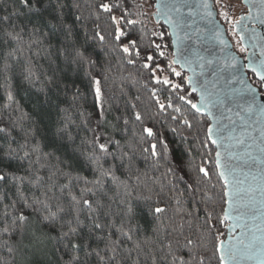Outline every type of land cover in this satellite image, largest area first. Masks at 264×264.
I'll list each match as a JSON object with an SVG mask.
<instances>
[{
	"label": "trees",
	"instance_id": "16d2710c",
	"mask_svg": "<svg viewBox=\"0 0 264 264\" xmlns=\"http://www.w3.org/2000/svg\"><path fill=\"white\" fill-rule=\"evenodd\" d=\"M148 1L154 4L153 0ZM99 2L100 0H40L41 11L38 14L22 9L19 0H0V18L10 17L9 21L0 23V128L5 129L0 133V149L9 146L18 148L25 143V136L28 135V149L30 150L33 144L39 143L42 160L44 154L53 153L49 160L44 161L49 167L41 169L39 173L44 177V187L25 186V193L29 197L34 194L41 196L45 188L53 183L47 179L48 176L56 171L57 166L63 167L60 161H64L66 156L70 155L67 150H57V145L61 142L53 137L55 128L67 124L68 133L75 138L76 144L86 136L91 137L92 132L89 127H85V124L92 128L97 126L96 113L99 109L94 108L90 95L86 100L81 99L73 103L72 92L75 89L71 87L73 82L79 85L84 79V70L70 62L72 41L83 44L87 38L90 41L87 46L88 51L92 53V59L98 61L92 71L102 80L107 119L112 123H118L123 129L125 127L123 118L132 115V105H135V111L145 114L146 123L153 126L168 144L170 150L168 158L159 156L145 159V155L137 149L130 178L125 169L116 172L121 181H126L128 187L108 181L103 192L97 193L106 205H111L117 226H120L121 217L115 215L116 213H122L129 205L135 209L134 217L131 220L125 219L124 222V230L129 232L131 240L120 236L115 229L112 230V238H119L115 253H105V241L96 238L101 234H89L85 228L83 229L85 239L82 240V244L88 245L87 251L92 252L91 256H86L83 247L73 253L55 243L48 246L47 255L40 256L34 253L29 239L25 238L14 253H9L0 241V264H23L22 262L63 264L73 254L79 256V264H153L154 261L155 264H169L171 260L169 244L172 245L173 252L179 249L178 255L185 260L189 258L188 248L180 249V245L176 243L179 240L180 244H183L184 236H190L196 241L192 245L196 253V261L193 264H198L201 257L204 259V264H218V254H213V243L217 235L220 236L221 241L225 238L227 224L225 220L223 224L219 222L221 218L224 219V186L215 167V149L205 135L209 120L205 116H198L197 120L200 122L193 120L192 129L181 124L179 120L173 121L171 109L160 112L155 107L150 89H156L158 95H161L160 86L151 83L148 74L140 69L139 62L135 65L128 64L126 59H122L123 53L105 54L96 42L91 41L94 30L92 13L94 5ZM213 2L218 19L227 29L234 50L243 56L244 52L239 51L240 46L231 31V26L219 15L223 3L218 5L216 0ZM139 3L140 0H127V10L132 13L131 18L143 22L136 25L134 34L137 36L145 34L146 38L143 42L146 43L147 40H157L152 35L153 31L164 33L163 43L169 46L166 57L171 59V41L167 29L162 24H155L153 19L150 21L147 15H139L143 13L142 7H136L140 5ZM243 10L244 7L241 5L238 13L241 14ZM233 15L234 13L229 11L230 19ZM76 16H80L81 20L77 21ZM61 19L73 30V37L68 41H65L62 28L54 29L45 22L51 21L58 25ZM34 27L39 29L35 36L32 34ZM5 31L20 32L22 41L15 43L8 40L4 35ZM52 33H55V36ZM32 39L38 42L29 46ZM65 47L68 50V59L59 54ZM167 59L162 58L157 62L166 67ZM176 70L180 71L177 67ZM182 76L187 75L182 72ZM170 78L174 82H179L174 76ZM249 78L251 83L259 88L254 75L249 74ZM65 85L68 86L67 90ZM9 94L12 100L8 99ZM161 99L163 101V95ZM190 99L195 102L196 95L193 94ZM173 102L181 106L191 119L188 106L176 99L175 93H173ZM61 109L68 110L69 121L63 119L64 113L60 111ZM117 117L121 119L118 121ZM138 124L139 122L135 125L130 122L127 126L128 140L133 139V131H139ZM172 128L176 129L175 133L171 131ZM103 130V126L97 128V132ZM116 135L117 138L121 137V133ZM205 144L207 147H204ZM19 154L23 155V152ZM27 167L28 164L25 162L17 171V175H25ZM199 167L209 171L208 178L199 174ZM79 174L88 179L92 178V173L87 167H81ZM198 178L201 181L199 184L196 182ZM53 180L55 185L48 195L66 203L69 199L68 193L65 190L63 195L61 194L60 184L67 181L63 177H53ZM15 191L14 187L9 190L8 186L0 190V197H6L0 200V213L5 210L4 205L10 204L15 198ZM73 191L78 193L79 187H75ZM147 197L151 199H146ZM208 197L211 199L209 200ZM177 200L180 201L179 204ZM158 202L160 207L166 208V211L159 215L154 212L150 214L149 206H155ZM209 211L212 212L214 227L210 231L201 232L204 217ZM104 235H108L107 231ZM16 239L18 237L10 239L9 242L15 243ZM201 243L206 244L207 247H201ZM96 251H100L104 256L103 262L95 255ZM110 256L114 259L109 260Z\"/></svg>",
	"mask_w": 264,
	"mask_h": 264
},
{
	"label": "snow or ice",
	"instance_id": "6c2138e0",
	"mask_svg": "<svg viewBox=\"0 0 264 264\" xmlns=\"http://www.w3.org/2000/svg\"><path fill=\"white\" fill-rule=\"evenodd\" d=\"M40 0H19V4L22 9H27L29 12L40 13L39 8ZM220 3V0H217ZM242 3H247V0H242ZM259 16L257 21L259 24L264 25V0H259ZM62 7V5H61ZM140 8V5H136ZM157 12L153 14V18L164 16L169 24L171 31L168 36H177L176 40H172V48L178 46L179 36L177 35V29L180 28L183 22V17L179 15L181 9L186 5L181 3L165 4L161 6L159 3L155 5ZM161 7L165 11H161ZM202 7L209 8L207 0H204ZM222 10L219 15L221 19L226 21L234 30L237 25H240L241 21L245 19L244 16L239 17L235 21L229 18V8L226 5H222ZM251 7V5H249ZM119 13L114 14V13ZM144 15V13H139ZM206 15L211 16V11ZM132 13L127 10V0H100L99 3L94 5V12L92 13V20L94 23V30L91 34V41L96 42L97 46L105 54H119L123 53L122 59H126L128 64L135 65L137 62L140 64V69L148 74V77L153 85L160 86V93L163 95V101L161 95H158L156 89H150L151 98L155 101V107L160 112H165L167 109L172 110L171 119L173 121L179 120V122L187 128H193V120L197 123V117L207 116L210 120L214 121L209 123L206 128V139L217 147L222 146L226 140H235L238 144L244 143V141L238 137L232 136L226 132L227 126L223 124V113H220V117H217L213 113L212 108L223 106V101L219 97L213 99L211 93L206 94V90L202 87L197 88L199 81L196 80L195 69L193 64L195 60L190 56H185L183 60L179 59L176 51H172L171 59H167L166 50L168 45L164 44V33L152 32V35L157 40H145V34L139 36L135 35L136 25L143 23L140 20L132 19ZM9 16L0 18V23L9 21ZM77 21L81 20L80 16H76ZM248 19H251V12L248 13ZM48 26L57 29L62 28L65 36V41H68L73 37V30L70 25H67L60 20V23L53 24L51 21H45ZM23 31V29L21 30ZM39 31L38 28L32 29L33 36ZM87 36V31H86ZM253 39L256 36L255 25L252 28ZM4 35L8 40L20 43L22 36L20 32L5 31ZM55 36V33H52ZM219 34L217 33V36ZM244 36L241 35L237 44L240 46L239 51L245 52L243 47ZM159 41V42H157ZM38 41L35 39L30 40L29 46L35 44ZM224 43L223 40L220 41ZM90 41L86 38L83 44H77L75 40L72 41L71 47V63L76 65L77 68L83 69L84 79L80 81L79 85L73 82L71 87L75 89L72 92L73 103L81 99H87L90 95L93 99V105L95 109H99L96 113L97 126L95 128L85 124V127H89L92 132L91 137H84L80 140L79 144L75 143V138L68 133L67 124L58 125L53 132V137L60 141L57 145V150H67L70 155L66 156L64 161H60L63 167L57 166L55 172H51L48 176L49 181H53L47 188L41 193V196L29 197L25 193V186L30 185L33 188L44 187V177L40 175L41 169L48 168L49 165L44 161L49 160L53 153L48 152L44 154L42 160L41 146L39 143L33 144L32 148L28 149L29 138L25 136V143L19 145L18 148L9 146L6 149H0V190H3L5 186H8L9 190L15 188V198L12 199L10 204H5V210L0 213V241L2 246L7 249L9 253H14L18 246L23 242L25 238L29 239V243L34 253L40 256L47 255L48 246L50 244L62 245L65 249L71 250L73 253L78 252L81 248H85L86 256H91L92 252L87 251L88 245L82 244L83 229L87 228L88 233L94 235L100 233L101 235L96 237L97 239H103L105 241V253H115L118 248V239H113L112 230L118 232L120 236L126 237L131 240L132 237L128 231L124 230L125 219L131 220L135 215V209L129 205L123 209L122 213H116L119 215L120 226H117L113 213L111 211V205H106L101 200L97 193L103 192L104 187L108 181L113 184L123 185L128 187L126 181H121L116 175V172L120 169H125L131 175V168L133 166V158L137 149L145 155V159L150 157L163 156L168 158L169 146L165 143L164 139L158 134L153 126H149L145 121V114L140 111H135L136 106L132 105L133 113L131 116L123 118V129L118 123H112L107 119L105 109V98L102 89V80L92 71L96 67L98 61L92 59V53L88 51V45ZM256 43L252 44L255 48ZM60 55L68 59V50L65 47L59 52ZM133 54L135 58L133 59ZM261 57H264V45L261 46ZM167 59V66L163 67L161 63L157 61L160 59ZM202 59V58H201ZM229 66L236 68L238 60L235 56H230L227 61ZM211 63V61H209ZM180 64L182 71H189L192 75L182 76V71H177L175 65ZM203 67V64L200 65ZM245 69L251 71L258 82V86L264 89V58L259 62H253L249 58V63L243 66ZM167 73V74H164ZM164 74V75H158ZM176 77L179 82H174L170 77ZM187 86V87H185ZM67 85L65 88L67 90ZM147 87V85H145ZM191 89L189 91L188 89ZM257 91L255 88L249 87L247 92L249 96L243 97V103L238 104L241 111L244 113H252L253 106L255 104V95ZM173 93L176 94L178 99L183 105H187L191 112V119L186 114L185 110L181 106L173 102ZM193 93L198 97L195 102L190 97ZM9 100H12L11 94L8 96ZM139 99V97H137ZM166 101V102H165ZM64 113L63 119L67 122L69 117L67 115V109H61ZM231 111V109H229ZM264 113V108L260 109ZM27 116V114H25ZM240 115V113H237ZM231 120V117H225ZM121 118L117 117L119 121ZM131 123L137 125L139 131H133V139H127V126ZM103 126V132H97V128ZM5 129L0 128V133H3ZM172 132H176L175 128L171 129ZM117 133H121V137L117 138ZM262 141L261 144H249V148H259L264 153V130H261ZM123 140V142H122ZM155 141V142H154ZM207 147V144L204 145ZM23 155H20V152ZM33 157H35L33 159ZM221 153H216V167L222 169L219 171V176L224 181L223 196L226 198L225 202L229 204V207L233 210L245 207L241 201L244 196H253L256 191L255 188L249 186L245 188L244 182L241 180H235L229 182V176H234V169L230 164L222 165L220 163ZM59 160V158H57ZM27 162L28 167L25 170V175H17V171L20 167ZM81 167H87L91 173L92 178L88 179L79 174ZM66 168V170H65ZM198 172L205 178L209 177V171L204 167H199ZM75 173V174H74ZM53 177H63L67 182L60 184L61 194L67 190L68 201L61 202L59 198L48 195L55 185ZM255 179V177H253ZM197 184L201 183L200 179H197ZM79 187V192L74 193L73 189ZM260 192L264 195V177L261 178L259 187ZM130 195V193H128ZM207 196V193H205ZM43 197V198H41ZM6 197H0V200ZM111 199V198H110ZM146 199H151L147 197ZM210 200L211 198L208 197ZM55 201V203H53ZM179 200L177 203L179 204ZM264 203V201H262ZM149 213H155L157 215L166 211V208L160 207L159 202L148 208ZM229 213L228 209H224V216L227 217ZM190 215V214H189ZM83 217V218H82ZM224 223V219L219 221ZM182 227V226H181ZM214 227L212 222V212H207L204 217V225L201 226V232L205 230H211ZM107 231L108 235H104ZM229 230V239L227 242L221 241L220 236L215 237L213 248L214 255H218V264H241V262L251 259L254 254L259 253L262 257L260 264H264V234L260 237L253 236L247 242L243 238H237L236 243H232V237ZM264 233V229H261ZM15 243H10V239L16 238ZM257 241H259V248H257ZM180 245V249L188 248V259L185 260L177 252H173L172 245L169 244V255L171 260L169 264H193L196 261V253L192 249V245L196 243L190 236H184V243L180 244V241L176 242ZM201 247L206 248L207 245L201 243ZM95 255L100 258L101 262L104 261V256L100 251H96ZM109 260L114 257H108ZM80 258L78 255H71L70 259L63 262V264H79ZM155 264V261L153 262ZM198 264H204V259L201 257Z\"/></svg>",
	"mask_w": 264,
	"mask_h": 264
},
{
	"label": "water",
	"instance_id": "95a60500",
	"mask_svg": "<svg viewBox=\"0 0 264 264\" xmlns=\"http://www.w3.org/2000/svg\"><path fill=\"white\" fill-rule=\"evenodd\" d=\"M153 1L154 13L157 12L155 5L158 3L161 6L173 3L186 5V7L181 9V13L179 14L183 17V22L180 28L176 30L180 38L178 46L176 48H172L171 46V53L172 51H176L178 58L181 60L187 55L196 61L193 64V68L195 69V78L199 81L197 88L201 89L202 87L206 90V94H212L213 99L219 97L224 102L223 106L212 108L213 113L217 117H220V113L222 112L223 117L220 118L223 124L227 126L226 132L244 141V143L238 144L235 140L230 139L224 141L223 145L219 147L212 144L215 149V167L216 153L219 151L221 153L220 163L222 165L230 164L231 168L234 169V176H229V182L231 183L238 179L244 182L243 186L245 188L251 186L256 189L252 197L244 196L241 202L246 206L238 210H233L225 202L224 209H228L229 213L225 217L223 211L227 227L226 236L222 241H228L230 229L232 243L234 244L237 238H243L247 242L253 236L260 237L264 234L261 232V229H264V203H262L264 195L259 190L261 178L264 177V153L259 148H249L248 145L253 142L261 144L262 141L261 130H264V113L260 109L264 108V89H259L251 83L249 74H254L243 67L249 63V58L257 63L260 59L264 58L260 55L261 46L264 45V25L259 24L257 21L260 7L259 0H247V3H242L241 0V5L246 9V12L240 14L239 17L244 16L245 19L241 21L240 25L236 26L235 32L232 28L238 40L241 35L245 38L243 47L246 51L243 56L234 50L225 26L218 19V13L213 0H207L208 9L202 7L204 0ZM161 11H165V9L161 7ZM209 11L212 13L211 16L206 15ZM249 12H251V19H248ZM153 14L152 19L154 23L162 24L169 33L171 28L165 17H158L159 23H157V19L153 18ZM253 25H255L256 30L254 39L252 34ZM217 33L219 34L218 36ZM176 39L177 36L175 35L170 37L171 42ZM221 40L224 43H221ZM253 43L257 45L255 48L252 47ZM230 56H235L239 62L236 68L229 66L227 61ZM201 64H203V67L200 66ZM175 67L182 71L180 64H176ZM182 72L187 76L192 75L189 71ZM249 87L257 89L254 93L255 104L252 113H244L238 107V104L244 102L243 97L250 95L247 92ZM189 90L191 91L190 88ZM193 94L196 95L195 93ZM196 98L198 97L196 96ZM237 113H240V115H237ZM228 116L231 117V120L225 118ZM205 117L209 120V123L214 124V121L210 120L209 117ZM216 170L219 176V171L222 169H217L216 167ZM219 178L224 186V181L220 176ZM256 243L257 248H259V241ZM261 258L257 252L251 259H247L241 262V264H260Z\"/></svg>",
	"mask_w": 264,
	"mask_h": 264
},
{
	"label": "rangeland",
	"instance_id": "374dc122",
	"mask_svg": "<svg viewBox=\"0 0 264 264\" xmlns=\"http://www.w3.org/2000/svg\"><path fill=\"white\" fill-rule=\"evenodd\" d=\"M217 1V0H216ZM220 3H223V5L228 6L229 11L233 12L234 15L231 17V20L235 21L239 17V13L241 10V0H220ZM219 3V4H220ZM142 7L143 13L147 15V17L152 21V14L154 13L153 4L150 3L148 0H140L139 3ZM218 4V3H217ZM218 4V5H219ZM216 7V6H215ZM217 10V9H216ZM230 26V25H229ZM231 31L233 33L232 27ZM229 33H227L228 35ZM234 34V33H233ZM235 36V35H234ZM229 37V36H228ZM238 40V39H237ZM233 44V43H232ZM234 47V46H233ZM245 54V53H244ZM240 55V54H239ZM24 264V262H22Z\"/></svg>",
	"mask_w": 264,
	"mask_h": 264
},
{
	"label": "flooded vegetation",
	"instance_id": "af4514ba",
	"mask_svg": "<svg viewBox=\"0 0 264 264\" xmlns=\"http://www.w3.org/2000/svg\"><path fill=\"white\" fill-rule=\"evenodd\" d=\"M246 12V9L244 8V10L241 12V14L242 13H245ZM226 31H227V29H226ZM227 33H228V31H227ZM245 53V52H244Z\"/></svg>",
	"mask_w": 264,
	"mask_h": 264
}]
</instances>
